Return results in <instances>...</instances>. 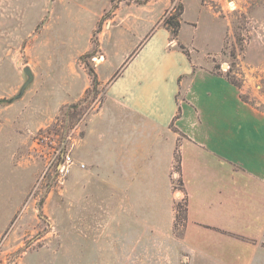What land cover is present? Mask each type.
<instances>
[{"label":"rangeland","instance_id":"obj_1","mask_svg":"<svg viewBox=\"0 0 264 264\" xmlns=\"http://www.w3.org/2000/svg\"><path fill=\"white\" fill-rule=\"evenodd\" d=\"M185 7L180 40L264 115V0H222L217 21ZM180 9L181 0H0V264H264L263 241L187 232L178 153L165 177L91 167L83 139L106 85L93 88L88 72L113 78L145 39L138 28ZM26 66L32 83L4 102Z\"/></svg>","mask_w":264,"mask_h":264},{"label":"crops","instance_id":"obj_2","mask_svg":"<svg viewBox=\"0 0 264 264\" xmlns=\"http://www.w3.org/2000/svg\"><path fill=\"white\" fill-rule=\"evenodd\" d=\"M191 1L216 20L214 6L222 0ZM181 2L176 39L166 26L151 29L155 23L147 28L146 22L137 30L142 45L120 71L113 78L110 71L103 78L96 73L106 88L83 139L92 170L165 177L178 153L187 232L207 237L218 230L233 242L264 243V115L241 100L226 76L213 72V60L198 58L180 40L186 0ZM236 246L238 257L248 256L242 244Z\"/></svg>","mask_w":264,"mask_h":264},{"label":"trees","instance_id":"obj_3","mask_svg":"<svg viewBox=\"0 0 264 264\" xmlns=\"http://www.w3.org/2000/svg\"><path fill=\"white\" fill-rule=\"evenodd\" d=\"M181 14H182V9H180V11L174 16V18H171V20H167V21L164 22V26L169 28L170 31H171L172 39H176V37L178 35V31H179V28H180V19L179 18L181 17ZM88 74H89L90 79H91L92 87L96 88L98 86V81H97L96 74L92 70H90L88 72ZM229 82L232 85H234L235 87L238 88V86H237V84L235 82H231V81H229ZM240 98L243 101L241 95H240ZM184 211H185V213H184V221H185L186 220V206H185Z\"/></svg>","mask_w":264,"mask_h":264},{"label":"water","instance_id":"obj_4","mask_svg":"<svg viewBox=\"0 0 264 264\" xmlns=\"http://www.w3.org/2000/svg\"><path fill=\"white\" fill-rule=\"evenodd\" d=\"M23 72L25 74L26 80L23 83V85L21 86L18 94L16 96H14L13 98H11L10 100H4V102L12 103V102L20 99L22 97L24 91L26 90V88L32 83L34 76L32 74V71L30 70V68L28 66L24 67Z\"/></svg>","mask_w":264,"mask_h":264},{"label":"bare ground","instance_id":"obj_5","mask_svg":"<svg viewBox=\"0 0 264 264\" xmlns=\"http://www.w3.org/2000/svg\"><path fill=\"white\" fill-rule=\"evenodd\" d=\"M229 8H230L231 10L234 9V7H233V5H232L231 3H229Z\"/></svg>","mask_w":264,"mask_h":264}]
</instances>
